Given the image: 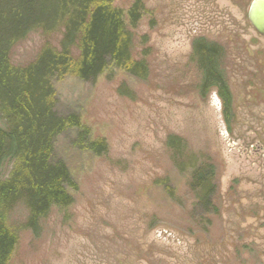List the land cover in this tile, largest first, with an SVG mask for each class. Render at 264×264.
<instances>
[{"label":"rangeland","instance_id":"1","mask_svg":"<svg viewBox=\"0 0 264 264\" xmlns=\"http://www.w3.org/2000/svg\"><path fill=\"white\" fill-rule=\"evenodd\" d=\"M136 1L113 6L126 14ZM140 1L133 57L148 77L111 68L94 82L55 83V112L82 126L57 137L52 155L71 174L74 203L52 208L38 235L24 204L6 215L18 235L9 264H264V38L248 20L253 0ZM200 39L217 50L228 115L218 87L201 95ZM62 40V30L33 31L10 62L26 68ZM88 141L106 151H89ZM193 163L214 168L212 215L194 207Z\"/></svg>","mask_w":264,"mask_h":264},{"label":"trees","instance_id":"2","mask_svg":"<svg viewBox=\"0 0 264 264\" xmlns=\"http://www.w3.org/2000/svg\"><path fill=\"white\" fill-rule=\"evenodd\" d=\"M114 1L0 0V264L10 263L18 244L17 233L5 221L17 205L27 207L26 228L38 235L41 220L52 208L74 203L71 174L65 165L53 163L52 155L57 137L82 126L77 116L55 112V83L69 76L94 82L111 68L140 80L148 77L147 62L133 57L132 30L138 27L144 6L137 0L125 14ZM36 30H62L61 50L47 47L30 66L14 67L9 59L13 45ZM193 48L205 74L201 95L206 94V85L218 87L228 115L231 94L217 68V50L204 39L195 41ZM105 145L88 141L86 148L100 155ZM168 145L182 151L177 138H170ZM9 163L13 167L4 178ZM205 165L193 163L190 183L194 207L203 216L212 215L217 191L214 168Z\"/></svg>","mask_w":264,"mask_h":264},{"label":"water","instance_id":"3","mask_svg":"<svg viewBox=\"0 0 264 264\" xmlns=\"http://www.w3.org/2000/svg\"><path fill=\"white\" fill-rule=\"evenodd\" d=\"M248 20L256 33L264 38V0H253L248 10Z\"/></svg>","mask_w":264,"mask_h":264},{"label":"bare ground","instance_id":"4","mask_svg":"<svg viewBox=\"0 0 264 264\" xmlns=\"http://www.w3.org/2000/svg\"><path fill=\"white\" fill-rule=\"evenodd\" d=\"M17 43V42H16Z\"/></svg>","mask_w":264,"mask_h":264}]
</instances>
